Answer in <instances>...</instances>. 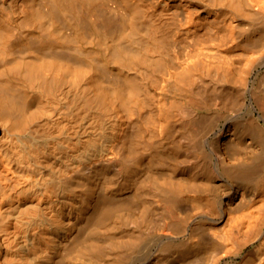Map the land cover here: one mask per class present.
<instances>
[{
    "label": "bare ground",
    "instance_id": "bare-ground-1",
    "mask_svg": "<svg viewBox=\"0 0 264 264\" xmlns=\"http://www.w3.org/2000/svg\"><path fill=\"white\" fill-rule=\"evenodd\" d=\"M0 264H264V0H0Z\"/></svg>",
    "mask_w": 264,
    "mask_h": 264
}]
</instances>
